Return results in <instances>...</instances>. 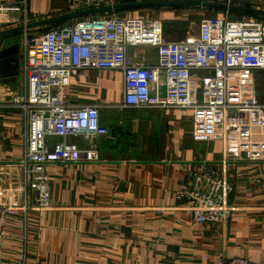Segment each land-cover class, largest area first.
Instances as JSON below:
<instances>
[{"label":"crops","instance_id":"1","mask_svg":"<svg viewBox=\"0 0 264 264\" xmlns=\"http://www.w3.org/2000/svg\"><path fill=\"white\" fill-rule=\"evenodd\" d=\"M24 1L31 23L69 13L77 0H0V21L13 23L0 30L21 24ZM131 1L168 0H108L107 5ZM217 1L264 9V0ZM194 8L109 13L161 20L168 36L181 40L197 35L199 23L197 30L188 25L193 21L224 16L202 18ZM225 13L237 16L233 21L254 16ZM16 34L0 43V264H215L236 256L264 264V160L227 158L221 140L197 139L191 109L109 107L124 98L121 70L73 72L67 99L103 105L101 121L109 132L70 137L83 150L81 159L50 165L52 206L37 209L36 193L24 190L28 123L16 99L27 88L23 42L11 43ZM128 54L136 63L158 62L153 47H131ZM253 83L264 103V70L254 73ZM90 150L99 158L91 160ZM204 162L236 182L230 198L235 214L226 223L193 222L177 198Z\"/></svg>","mask_w":264,"mask_h":264},{"label":"built area","instance_id":"2","mask_svg":"<svg viewBox=\"0 0 264 264\" xmlns=\"http://www.w3.org/2000/svg\"><path fill=\"white\" fill-rule=\"evenodd\" d=\"M108 0H77L72 11L101 7ZM24 5L26 2H22ZM19 25L29 22L24 8ZM13 25L5 20L0 27ZM26 94L16 99L27 118L21 159L24 190L37 195L36 208L52 206L50 165L76 162L83 150L70 137L108 134L101 121L103 105L73 104L66 88L77 69L121 70L124 98L109 107L121 109H191L197 139H219L225 157L264 160V103L257 99L254 73L264 70V20L207 17L195 37L172 39L161 20L105 13L74 23L24 34ZM153 47L158 62L136 63L131 47ZM55 138L63 140L56 141ZM98 159L95 150L88 152ZM236 182L210 163H201L178 193L195 223H226L235 214L231 195ZM27 210V206L23 207ZM215 264H261L242 256Z\"/></svg>","mask_w":264,"mask_h":264},{"label":"water","instance_id":"3","mask_svg":"<svg viewBox=\"0 0 264 264\" xmlns=\"http://www.w3.org/2000/svg\"><path fill=\"white\" fill-rule=\"evenodd\" d=\"M253 5L257 6L258 4L254 3ZM190 6H195V7L207 6V7L218 8L226 11H234L238 13L264 17V9H260L257 7L234 5L220 1H203V0L131 1L116 5H104L101 7L75 10L66 14L34 21L26 25H18L12 28L3 29L0 30V43L4 44L5 37L9 35L55 24L57 22H61L70 18H80L84 16L99 15V14L109 13L112 11H119L130 8L190 7Z\"/></svg>","mask_w":264,"mask_h":264},{"label":"rangeland","instance_id":"4","mask_svg":"<svg viewBox=\"0 0 264 264\" xmlns=\"http://www.w3.org/2000/svg\"><path fill=\"white\" fill-rule=\"evenodd\" d=\"M203 1H206V0H203ZM194 9H196V11H199V16L202 17V18L204 16H208V15H214V16H216V15H224L223 17L226 16L228 19L236 18L237 17L235 15H233V17L231 15H229V16L228 15H225L226 13L224 11H219V10L211 9V8H209L207 6H202V7H198V8L196 7ZM199 20H202V19H199ZM198 21H193L192 24H188L190 26L189 28H191L193 30H197V28H198V25L197 24L200 22V21L199 22ZM189 23H191V22H189ZM23 41H24V33H22V34H16L15 38H13V41L11 43L12 44L13 43H16V45L19 46L18 44H20ZM182 205H185V203H182Z\"/></svg>","mask_w":264,"mask_h":264},{"label":"trees","instance_id":"5","mask_svg":"<svg viewBox=\"0 0 264 264\" xmlns=\"http://www.w3.org/2000/svg\"><path fill=\"white\" fill-rule=\"evenodd\" d=\"M206 1H216V0H206ZM190 7H195V6H190ZM198 7H200V6H198ZM172 8H173V7H172ZM209 8L212 9L213 7H209ZM215 10L224 11V12H229V13H233V14H240V15L243 14V13H238V12H234V11L221 10V9H218V8H216ZM84 17H86V16H84ZM84 17H80L79 19L84 18ZM257 17H260L261 19L264 20V17H261V16H257ZM64 22H67V21L65 20V21L57 22V23H55V24L47 25V26H44V27H42V28H44V30H45V29L48 28V27L56 26V25H60V24H63ZM64 24H65V23H64Z\"/></svg>","mask_w":264,"mask_h":264}]
</instances>
